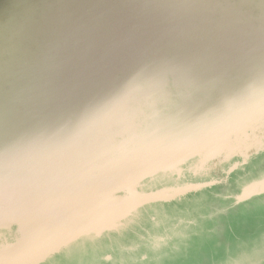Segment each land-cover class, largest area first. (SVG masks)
<instances>
[{"label": "water", "instance_id": "1", "mask_svg": "<svg viewBox=\"0 0 264 264\" xmlns=\"http://www.w3.org/2000/svg\"><path fill=\"white\" fill-rule=\"evenodd\" d=\"M100 1L102 6L94 9V2L82 0L80 13L69 12L66 25L65 21L59 24L60 33H50L52 39L47 42L60 45L54 47L59 57L44 60L45 67L37 69L33 62L25 60L18 65L6 64L0 73L13 79L17 87L22 81L15 75L21 72L29 93L34 94L36 77L46 81L56 78V71L65 68L71 52L86 51L87 39H91L84 28L87 13L102 14L106 6L111 11L119 9L110 0ZM128 4L127 12L119 9L122 14L118 16V20L126 21L125 28L131 29L126 36L150 34L157 39L154 56L147 59L150 73L184 71L196 76L194 85L214 88L218 94L199 97L193 110L144 129L131 145L125 141L120 144L122 148L108 149L109 141L104 143L105 148L90 158L92 173L84 181L82 192L62 185L54 189L44 186L14 202L0 201V264H46L83 240L94 241L128 227L147 206L176 201L228 181L231 174L245 169L264 152L263 50L262 54L257 49L260 55L254 58L253 65L247 60L241 66L235 63L231 70L214 61L239 55L238 47H231L236 40L249 42L245 50H252V43L258 42L255 31L244 28L241 35L230 19H212L198 6L194 11V38L189 40L178 18L167 19L164 13L159 17L150 15L151 21L133 24L132 16L137 11L140 15L145 12L146 4L142 0H130ZM103 26L93 35L99 34ZM34 37L36 41L23 44L37 45L40 55H46L50 47L42 48L40 35ZM3 85L0 79V92L8 94ZM213 170L217 176H210ZM262 195L264 173L247 179L231 198L234 204H241Z\"/></svg>", "mask_w": 264, "mask_h": 264}, {"label": "rangeland", "instance_id": "2", "mask_svg": "<svg viewBox=\"0 0 264 264\" xmlns=\"http://www.w3.org/2000/svg\"><path fill=\"white\" fill-rule=\"evenodd\" d=\"M8 1L12 0H0V42L7 46L12 40L28 43L36 41L37 37L34 36L37 34L44 41L42 48L49 49L46 46L51 39L49 29L55 23L30 28L28 32H31L20 35L15 32V27H19L22 18L18 20V7L10 6ZM129 1L123 0L118 8L127 12ZM201 3V9L208 11V17H226L234 27L240 24L245 29L255 31L258 39V44L252 43L254 48L248 51L245 46L249 42L243 44L241 40H236L231 47H238L239 55L230 54L214 61L228 70L235 63L241 66L239 64L247 60L253 65L254 58L264 52V0H201ZM7 7H13V13H8ZM104 9L102 14L97 11L85 16L84 28L91 37L87 39L89 44L86 51L82 54L71 52L65 68L56 71V78L46 81L36 77L38 83L33 87L34 94L29 93L21 72L15 75L22 81V85L17 87L13 79H7L3 71L0 73L8 93L0 92V98H3L0 100V201L14 202L44 186L52 188L56 185L54 188H57L61 181L64 182V175L77 173L81 167L92 164L90 158L96 151L105 148L104 143L109 141L108 149L122 148L120 144L123 145L125 141L131 145L144 129L193 110L199 104V97L218 94L214 88L194 85L196 76L184 71L150 73L147 59L154 56L157 39L149 37L150 34L137 36L139 39L127 37L131 29L125 28V20H118L122 14L119 9L116 11L113 8L111 11L107 10V6ZM113 13H117V16ZM104 24L99 34L93 35L92 32ZM55 27L58 28V25ZM182 59L185 60V55ZM123 83L129 85L123 86ZM112 129L117 133H113ZM58 171L60 176H56ZM259 173H264V154L244 172L234 174L233 178ZM210 176H217L216 170L211 171ZM57 177L60 178L55 182ZM201 196L204 204L196 212H204L213 205V201H210L212 194L204 193ZM153 211L169 213L179 210L177 205H171L162 209L154 207ZM186 212L194 210L188 206ZM262 214L264 198L251 203L247 209L233 211V233L223 232L210 237L206 242L208 249L197 253L193 260L185 261V264H231L235 260L253 257L252 249L261 237L257 233L264 228V218L258 217ZM227 217L229 219L230 216ZM142 226L146 227L145 224ZM239 228L258 229V232L244 236V233L235 231ZM242 237H246L243 245L240 243ZM104 253L119 257L118 250L112 251L108 245ZM92 257L89 255L90 261ZM179 257L176 253H164L162 260L177 261ZM71 264L79 262L74 258Z\"/></svg>", "mask_w": 264, "mask_h": 264}, {"label": "flooded vegetation", "instance_id": "3", "mask_svg": "<svg viewBox=\"0 0 264 264\" xmlns=\"http://www.w3.org/2000/svg\"><path fill=\"white\" fill-rule=\"evenodd\" d=\"M263 154L264 152L254 157L245 169L251 167L252 163ZM245 169L231 174L228 181L203 191L191 193L176 201L147 206L141 214L133 219L129 227L109 233L94 241L83 240L56 255L46 264H58L63 261L65 264H71L74 258L78 260L79 264H185V261L193 260L197 253L205 252L208 249L206 242L210 240V237L218 236L223 232L233 233V211L247 209L251 203L264 198L262 195L241 204H234L231 196L240 191L247 179L260 174L248 177L246 174L237 179L233 178L234 174L240 171L244 172ZM204 193L213 195L210 199L213 201V205L206 208L204 212H196L204 204L201 196ZM171 205H177L179 211L169 213L153 211L154 207L162 209ZM188 206H191V210L194 212H186ZM227 216H230L229 219ZM258 217L264 218V214L258 215ZM262 220L264 221V219ZM143 224L146 227H143ZM235 231L240 234L244 233L245 236L246 234L253 235L258 232V229L251 231L248 228H239ZM257 235L261 237L252 249L253 257L235 260L232 262L233 264H264V228H261ZM245 238L240 239L242 245L245 243ZM106 245L112 251L117 249L119 257L115 258L113 253H104ZM164 253H176L180 257L177 261H164L162 260ZM89 255L93 256L91 261Z\"/></svg>", "mask_w": 264, "mask_h": 264}, {"label": "trees", "instance_id": "4", "mask_svg": "<svg viewBox=\"0 0 264 264\" xmlns=\"http://www.w3.org/2000/svg\"><path fill=\"white\" fill-rule=\"evenodd\" d=\"M94 2V9H99L101 5L100 0H89ZM100 1V3H99ZM111 4L120 6L121 2L119 0H110ZM146 5L145 12L141 15L137 14L132 16L133 24L140 20H144V22L151 21L150 15H156L159 17L161 13H164L167 19H175L178 18L183 26L185 38L189 40H193L194 38V25H196V16L194 15V11L197 10V7L202 5L201 0H142ZM7 3V2H6ZM10 6L15 5L18 7L19 15L18 20L22 18V21L19 23V27L15 28L16 33H23L21 28L26 31L24 34L29 33L28 30L30 28H41L49 25L51 22H54V25H58L63 21H65L69 12L80 13L83 4L82 0H12L8 1ZM103 4V3H102ZM75 7V9H73ZM8 13H13V7H7ZM149 9V10H148ZM16 10V9H15ZM148 10V11H147ZM132 13H135L132 11ZM126 15V14H125ZM65 17V18H64ZM122 17V16H121ZM68 19L63 23L65 26ZM51 28L49 29L50 33L56 31L60 33L59 28ZM239 29V33L242 35L244 27L240 24L235 26ZM229 28V27H228ZM18 30V32H17ZM54 30V31H53ZM192 30V31H191ZM62 32L65 30H61ZM36 33V32H35ZM33 36V33H32ZM52 39V38H51ZM5 43V42H4ZM61 44V43H60ZM48 47H50L49 52L46 55H40L38 46H34L32 44H28L27 46L23 44V42L19 40H12L9 42V45L2 44L0 42V69H6V64H20L24 60L28 62H33L34 67L37 69L38 67L42 68L44 60L59 57V53L55 52L54 47H59V44H54L51 41L48 42ZM45 56V57H44ZM45 58V59H44ZM45 67V66H43ZM12 70V69H11ZM8 71V70H7ZM14 72V70H13ZM4 86V85H3Z\"/></svg>", "mask_w": 264, "mask_h": 264}, {"label": "bare ground", "instance_id": "5", "mask_svg": "<svg viewBox=\"0 0 264 264\" xmlns=\"http://www.w3.org/2000/svg\"><path fill=\"white\" fill-rule=\"evenodd\" d=\"M241 49H242V47H240V50ZM140 143H141V141H140ZM92 167H93V165L89 163V164H86V166L81 167V169L79 171H77V173H74V174H71L68 176L64 175V182L62 184V181H61L60 186L62 185V187H64V188L69 187V189H72V188L76 189L77 188L79 191L82 192V189L84 186V181L86 180L87 177L91 176ZM56 176H60L59 171L57 172ZM59 178L60 177H57L56 180H54V181L57 182ZM61 179H63V177ZM55 186L53 185L52 188H54Z\"/></svg>", "mask_w": 264, "mask_h": 264}]
</instances>
